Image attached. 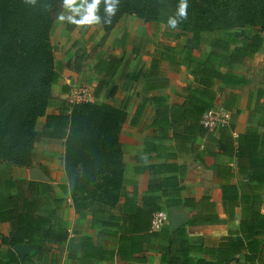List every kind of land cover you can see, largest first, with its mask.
<instances>
[{"label": "trees", "instance_id": "obj_1", "mask_svg": "<svg viewBox=\"0 0 264 264\" xmlns=\"http://www.w3.org/2000/svg\"><path fill=\"white\" fill-rule=\"evenodd\" d=\"M91 2L87 0L74 20L81 18ZM180 3L119 0L112 16L105 11V0L97 6L96 15L105 32L122 16L131 15L144 23L174 29L177 36H191V45L181 47L177 56L174 51L170 55L167 48L165 59L185 67L195 84L180 89V102H169L164 95L145 98L131 120L135 123L145 103L153 108L151 133L144 138L141 153L152 154L157 162L147 167V194L137 201L134 192L128 193L123 185L122 152L117 146L126 106L114 107L98 97L116 75L137 82L142 73L126 72L121 59L106 56L93 67L99 76L93 88L94 100L79 104L63 101L56 114L47 115L51 87L61 70L50 35L53 14L63 0H35V4L0 0V225L8 230L7 235H0V264H60L69 238L58 215L38 213V198L50 191L47 185L10 175L12 167H31L33 145L40 137L62 141L63 173L71 206L75 213H91L95 241L80 236L71 243L66 258L72 264L111 262L114 258L146 264L151 255H159V264H264V126L248 127L233 140L226 126L215 130L217 138H210V132L201 125L204 112L215 106L217 82L225 86L247 84L229 70L252 57L263 41L252 34L240 39L236 32L242 26L264 30V0H187L186 17L178 15ZM170 18L177 20L175 28L169 25ZM201 44L208 50L198 54ZM262 96L264 90L257 89L256 99ZM259 106L263 109L264 101ZM41 117H45V128L39 133L36 123ZM202 137L214 145V151L208 153L219 166L215 172L225 222L231 226L213 245L199 239L191 241L188 234L189 227L219 221L208 200L197 207H206L207 215L193 216L176 230L168 224L152 230L150 225L157 211L171 213L176 208L191 207L187 200L179 199L178 176L184 167L173 161L177 153L195 149V140ZM233 161L238 176L234 182ZM160 196L166 198L161 204ZM106 242H114L115 248H104ZM17 245L32 246L22 261L13 251Z\"/></svg>", "mask_w": 264, "mask_h": 264}, {"label": "crops", "instance_id": "obj_2", "mask_svg": "<svg viewBox=\"0 0 264 264\" xmlns=\"http://www.w3.org/2000/svg\"><path fill=\"white\" fill-rule=\"evenodd\" d=\"M77 7H81V5L77 3ZM76 14L70 9L68 17H72V19L68 18L67 21H64L65 16H63V19H60L54 28V33L63 34L65 41L69 40L70 42L63 46L64 50L58 49V54L55 53L54 55L55 60L61 64V70L58 81L51 87L46 114H56L62 106L63 101L68 103L69 92L75 86L87 85L93 91L99 80V76L93 70L95 64L91 70L87 66L82 67L81 64L94 50H99L100 52L108 51L105 54L106 56L121 59L122 66L126 65V69L124 68L126 72L140 71L142 76L137 82L121 79L116 75L113 79H109L108 85L103 88H108L110 81L114 80L111 91L113 90L115 95L112 96V94V97L109 96L108 101L104 102L114 107L124 104L126 110H128L127 112H129L118 134L117 146L122 152L123 185L128 193L134 192L135 199L140 201L147 194L149 180L147 167L157 162L152 154L141 153L144 149V138L151 133L150 124L154 117L153 108L148 103H145L135 123H131V120L137 106L143 103L145 98L164 95L167 96L169 102H180V89L188 88L195 84L194 79L185 67H177L165 59V56H168V53L165 51L167 48L170 55L174 51L177 56L180 54L181 47L185 46V44L177 48L175 46L177 41L173 39L166 46L164 40L161 39V34L155 29L159 24L144 23L141 19L133 18L130 15L122 16L113 29L105 32L100 23L90 25H78L74 23L73 20ZM164 29L170 32L168 27L163 26L162 30ZM173 31L171 33L177 35L178 32L176 30ZM205 37L207 36H204L203 40L206 39ZM239 37L242 39L243 35H239ZM259 37L263 41L259 50L252 57L245 58L241 64L234 65L229 70L238 77L247 80V84L243 86H225L219 82L215 84V106H224L232 114L228 129L233 140L248 127L257 128V124L264 126V108L262 109L259 106L264 101V96L258 98V100L256 99L257 89L264 90V88L256 85V88H259L254 89L255 93L251 103L243 100L239 94L240 88L253 84L252 81L258 79L264 70V37L262 38L260 35ZM246 40L239 42V45ZM186 42L190 43L186 46H190L191 37ZM199 46H202L204 52L208 50L202 44ZM204 52H198V54H203ZM106 56L101 57L99 60L104 59ZM75 58L76 64L74 63ZM121 70L119 69L120 73ZM221 70L225 72V69ZM256 104L258 106L255 107ZM44 128L45 117H41L37 120L36 131L39 133L43 132ZM218 136L216 131L210 132V138H217ZM56 142H59L61 145L57 147ZM36 145L37 143L33 145L30 168L35 167L43 171L49 178V182L40 183L46 184L50 190L38 198V213L45 216L52 213L61 218L64 228L69 233V238L62 250L60 264H72L66 258L69 245L76 242L80 236L89 237L95 241V232L91 228V213L89 211L75 213L71 206L67 183L63 173L62 156L64 149L62 141L46 139L38 149L39 153H37L35 148ZM208 151L213 152L214 145L211 140L202 137L195 140V149L190 150L189 148L187 151L177 153L173 162L184 167L183 174L178 176V185L180 186L179 199L187 200L192 205L188 208H176L170 214L178 212L186 214L187 210H192V216L207 215L206 207L200 210L197 207L200 208L202 200L205 202L208 200L214 205L219 221L189 227L188 234L191 241L199 239V241L202 240L206 245H213L221 236L227 234L231 226L225 222V206L221 199L219 178L215 172V168L217 169L219 166H217L218 163L214 164V159ZM148 156H151V159ZM230 166L234 174V177H232V182H234L238 179L236 169L234 168V161ZM30 168L12 167L10 170L11 178L29 180L28 174ZM0 192H3L1 188ZM165 199V197L160 196L158 200L159 204L163 203ZM164 211L167 212L166 210ZM192 229L199 230V232L193 233ZM7 233V228L0 225V235H7ZM106 243L104 248L109 250L115 248L114 242ZM159 260V255H151L146 264H159ZM91 264L137 263H124L118 258H114L111 262L101 261Z\"/></svg>", "mask_w": 264, "mask_h": 264}, {"label": "rangeland", "instance_id": "obj_3", "mask_svg": "<svg viewBox=\"0 0 264 264\" xmlns=\"http://www.w3.org/2000/svg\"><path fill=\"white\" fill-rule=\"evenodd\" d=\"M77 3L80 4V1H77ZM83 6H85V5H83ZM83 6H81V8ZM60 7H61V11L59 12L58 16L55 19H53L54 26H53L52 33L50 35V42H51V45H52V49H53V54L54 55H55V53L58 54V52H57L58 49L59 50L60 49L61 50H64V47L63 46L66 45V43L69 44V42H70L69 40L65 41L63 34H61V33L60 34L54 33V31H55V29H54L55 28V25H57V23L61 19V17L65 16L64 21H67V19L69 18L68 16H69V10L70 9L69 8H66L64 6V3L62 5H60ZM133 18H135V17H133ZM159 25H157L158 27L155 28V29L158 30L159 33L161 34V39L164 40V43H165L166 46H167L168 43H170L171 41H173V39H175L177 41L176 42V45H175L177 48H180L184 44H185V46L188 45V44H190L189 42H186V40H189V38L191 37L189 34L180 35L179 37H174V36H177V35H173L171 33V32H174L173 31L174 29L169 28L170 29V32H169L167 29L162 30L163 25H161V24H159ZM237 33L239 35H241V36L242 35H247V34H249V35L252 34V35H260L262 38L264 37V30H260L257 27L242 26V27H239ZM197 52H204L203 49H202V46H199L198 47V51ZM85 53L88 54L87 52H85ZM107 53H108V51L107 52H104V51L103 52H100L99 50H94L90 54V56L87 57L85 59V61L82 62L81 66L82 67L83 66H87L89 68V70H91L92 67H93V65L96 64L101 57L106 56L105 54H107ZM252 82H253V84H250L249 86L247 85L245 87H242V88H240L241 91H239V94H240V96H242V99L245 100L248 103H251V101L253 99V95H254L255 90L257 88H259V87L264 88V70L262 71V74L260 75V77H258V79L254 80ZM113 84H114V80L113 81H110V84H109L108 88L102 90V92L100 93V96L98 98V100L100 102L108 101L109 96H111L112 94H113L112 96L115 95V92L112 93V94L110 93L111 92V87L113 86ZM256 85H258L259 87L256 88ZM253 90H254V92H253ZM69 99H70V97H69ZM116 101L119 102V100H117V99H116ZM221 107L224 108V106H221ZM246 107H249V106H246ZM127 111L128 110H126V115L129 114V112H127ZM131 111H132V109H131ZM45 140L46 139L45 138H42V137L38 138V141L36 142L37 145L35 147L36 150H37V153H39V150L38 149L42 146V144L45 142ZM56 145H57V147H59V145H61V144L59 142H56ZM167 213L169 215H171L169 211H167ZM186 214H187L188 221H189V218L193 217L192 216V210H187ZM168 225H169V222H168ZM199 225L200 224H197V225L192 226V227H196V226H199ZM191 231L193 233H198L199 232V230H194V229H192Z\"/></svg>", "mask_w": 264, "mask_h": 264}, {"label": "built area", "instance_id": "obj_4", "mask_svg": "<svg viewBox=\"0 0 264 264\" xmlns=\"http://www.w3.org/2000/svg\"><path fill=\"white\" fill-rule=\"evenodd\" d=\"M68 103L79 104L88 103L94 100L93 91L88 86H75L69 92ZM231 112L221 106H214L205 111L201 118V125L209 132L215 131L219 127H229L231 123ZM170 216L164 210L152 214L150 225L152 230H159L169 222Z\"/></svg>", "mask_w": 264, "mask_h": 264}, {"label": "clouds", "instance_id": "obj_5", "mask_svg": "<svg viewBox=\"0 0 264 264\" xmlns=\"http://www.w3.org/2000/svg\"><path fill=\"white\" fill-rule=\"evenodd\" d=\"M26 3L35 4V0H25ZM64 6L66 8L71 9L74 13L79 14L81 11V7H77V0H63ZM87 3V0H80V5L83 6ZM119 3V0H105L106 8L105 11L109 16H112L115 14L117 10V5ZM100 4V0H92L90 4H87V8L84 10L85 14L81 16L79 20H73L74 23L78 25H90L94 23H99V17L96 15L97 12V6ZM187 0H181L178 15L180 17H186L187 16ZM63 19V17H61ZM69 19H72V17H69ZM169 25L172 28H175L177 26V20L174 18H170L168 21Z\"/></svg>", "mask_w": 264, "mask_h": 264}, {"label": "water", "instance_id": "obj_6", "mask_svg": "<svg viewBox=\"0 0 264 264\" xmlns=\"http://www.w3.org/2000/svg\"><path fill=\"white\" fill-rule=\"evenodd\" d=\"M61 11V7H57L56 11L53 14V19H55L59 12ZM28 179L31 181L38 182H49V178L38 168L32 167L29 170ZM188 222V217L183 212L172 213L169 218V226L171 230H176L180 226L186 224ZM32 250L31 245H17L13 247V251L18 256L19 261H22L23 258L28 255Z\"/></svg>", "mask_w": 264, "mask_h": 264}]
</instances>
